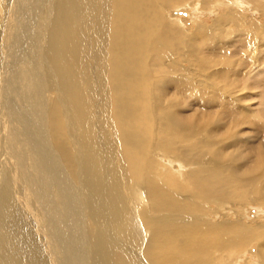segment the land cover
Instances as JSON below:
<instances>
[{"label":"bare ground","instance_id":"bare-ground-1","mask_svg":"<svg viewBox=\"0 0 264 264\" xmlns=\"http://www.w3.org/2000/svg\"><path fill=\"white\" fill-rule=\"evenodd\" d=\"M252 90L264 0H0V264H264Z\"/></svg>","mask_w":264,"mask_h":264},{"label":"rangeland","instance_id":"rangeland-1","mask_svg":"<svg viewBox=\"0 0 264 264\" xmlns=\"http://www.w3.org/2000/svg\"><path fill=\"white\" fill-rule=\"evenodd\" d=\"M180 14H181V16L187 15L186 12H181ZM250 94H251L250 99H247L244 102H241V104L247 105V106L249 105L250 108L256 109V110L263 108V105H261V103L264 101V97L260 96V98H259V94H260L259 90H252L250 92Z\"/></svg>","mask_w":264,"mask_h":264}]
</instances>
